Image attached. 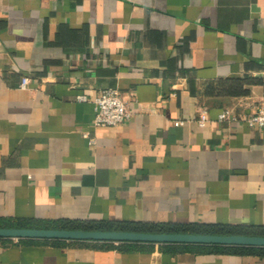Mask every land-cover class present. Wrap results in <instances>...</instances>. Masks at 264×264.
Segmentation results:
<instances>
[{"label":"crops","instance_id":"0c3cea01","mask_svg":"<svg viewBox=\"0 0 264 264\" xmlns=\"http://www.w3.org/2000/svg\"><path fill=\"white\" fill-rule=\"evenodd\" d=\"M229 77L248 93H204ZM107 87L129 116L95 126ZM263 100L264 0H0V217L264 225V127L247 123ZM0 264L264 256L0 238Z\"/></svg>","mask_w":264,"mask_h":264},{"label":"trees","instance_id":"16d2710c","mask_svg":"<svg viewBox=\"0 0 264 264\" xmlns=\"http://www.w3.org/2000/svg\"><path fill=\"white\" fill-rule=\"evenodd\" d=\"M251 80L240 77L222 78L204 85V93L209 96H242L248 93L247 85ZM0 227L26 228H54V229H83V230H122L149 233H195V234H240L249 236H264V225L230 224V223H177L125 220H79L60 218L57 220H19L0 217ZM58 241V239H52ZM141 244V242H102L106 247L126 249ZM163 251L174 252L190 250L206 253L251 254L264 256V247L230 246V245H203V244H157Z\"/></svg>","mask_w":264,"mask_h":264},{"label":"water","instance_id":"95a60500","mask_svg":"<svg viewBox=\"0 0 264 264\" xmlns=\"http://www.w3.org/2000/svg\"><path fill=\"white\" fill-rule=\"evenodd\" d=\"M0 238L81 240L116 244L120 242H141L153 244L174 243L264 247V236L240 234L149 233L122 230L0 227Z\"/></svg>","mask_w":264,"mask_h":264},{"label":"built area","instance_id":"2783aa9c","mask_svg":"<svg viewBox=\"0 0 264 264\" xmlns=\"http://www.w3.org/2000/svg\"><path fill=\"white\" fill-rule=\"evenodd\" d=\"M28 84V78L22 77L19 83L21 88H25ZM77 100L86 101L85 95H77ZM93 104L94 117L93 124L95 126H116L124 122L129 116V110L126 101L123 99L120 91L117 88L107 87L100 89L96 94L89 99ZM264 101V100H263ZM206 110L200 109L199 124L203 123ZM229 111L224 109L219 115L218 119L227 117ZM182 121H174V125L181 124ZM247 123L250 126L264 127V106L260 107L258 111L247 118ZM83 136L87 138L89 144L93 143V138L87 132H83Z\"/></svg>","mask_w":264,"mask_h":264}]
</instances>
